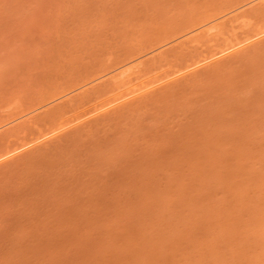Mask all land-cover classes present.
<instances>
[{"label":"rangeland","instance_id":"374dc122","mask_svg":"<svg viewBox=\"0 0 264 264\" xmlns=\"http://www.w3.org/2000/svg\"><path fill=\"white\" fill-rule=\"evenodd\" d=\"M0 264H264V0H0Z\"/></svg>","mask_w":264,"mask_h":264}]
</instances>
